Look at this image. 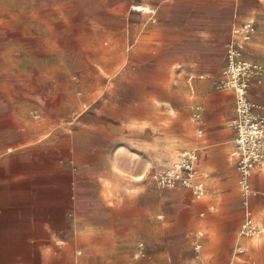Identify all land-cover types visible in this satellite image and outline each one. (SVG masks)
Masks as SVG:
<instances>
[{"label": "crops", "instance_id": "obj_1", "mask_svg": "<svg viewBox=\"0 0 264 264\" xmlns=\"http://www.w3.org/2000/svg\"><path fill=\"white\" fill-rule=\"evenodd\" d=\"M246 1L264 6L0 0V264H264V232L240 235L236 97L223 87L233 31L258 15ZM254 33L243 59L261 68L248 97L264 116ZM184 151L202 199L154 178ZM250 182L264 228V163Z\"/></svg>", "mask_w": 264, "mask_h": 264}, {"label": "built area", "instance_id": "obj_2", "mask_svg": "<svg viewBox=\"0 0 264 264\" xmlns=\"http://www.w3.org/2000/svg\"><path fill=\"white\" fill-rule=\"evenodd\" d=\"M233 33L234 39L227 45L229 71L223 87L233 90L236 97L238 119L233 123V126L237 131L235 140L237 148L233 155L238 158V183L245 206L240 235L258 236L264 232V228L257 225L250 209V199L255 194L250 178L253 169L264 163V116L255 113L248 93L250 79L258 77L261 68L243 59L245 45L251 40L254 33L253 23L237 26ZM196 117H199V114ZM196 161L195 151H184L171 167L158 171L154 178L160 185L166 187L180 183L192 191L196 199H202L206 195V186L199 180ZM201 248V244L198 243L196 245L198 254ZM194 264L206 263L198 255Z\"/></svg>", "mask_w": 264, "mask_h": 264}, {"label": "rangeland", "instance_id": "obj_3", "mask_svg": "<svg viewBox=\"0 0 264 264\" xmlns=\"http://www.w3.org/2000/svg\"><path fill=\"white\" fill-rule=\"evenodd\" d=\"M244 5L246 7H253L255 9L258 10V15L257 17L253 18V20L255 21V23L253 24L254 26V31H255V35H260V37L264 36L263 35V32H264V6L262 5V3H257V2H250V1H246L244 3ZM148 8V7H147ZM133 10L135 11H139V6L136 8V7H133ZM149 12V13H153V11H150V9L148 8V10L146 11H142V12ZM241 26V25H240ZM224 72L223 74L225 75V78L227 79V73L229 71V60L227 59L226 61V66L224 67ZM254 78L255 77H252L250 79V85H249V94L251 93V90H252V86H253V83H254ZM225 79V80H226Z\"/></svg>", "mask_w": 264, "mask_h": 264}, {"label": "bare ground", "instance_id": "obj_4", "mask_svg": "<svg viewBox=\"0 0 264 264\" xmlns=\"http://www.w3.org/2000/svg\"><path fill=\"white\" fill-rule=\"evenodd\" d=\"M135 7V6H134ZM137 8V7H136ZM146 10H148V8L147 7H145V6H139V11H146ZM148 12V11H147Z\"/></svg>", "mask_w": 264, "mask_h": 264}]
</instances>
